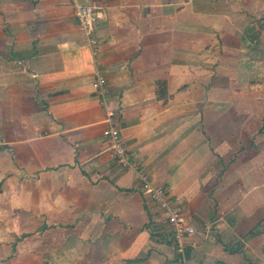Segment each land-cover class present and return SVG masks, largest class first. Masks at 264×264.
Here are the masks:
<instances>
[{"label":"crops","instance_id":"obj_1","mask_svg":"<svg viewBox=\"0 0 264 264\" xmlns=\"http://www.w3.org/2000/svg\"><path fill=\"white\" fill-rule=\"evenodd\" d=\"M80 1L0 0V264H179L140 172L187 264H264V0Z\"/></svg>","mask_w":264,"mask_h":264},{"label":"built area","instance_id":"obj_2","mask_svg":"<svg viewBox=\"0 0 264 264\" xmlns=\"http://www.w3.org/2000/svg\"><path fill=\"white\" fill-rule=\"evenodd\" d=\"M70 1L72 2L78 23L84 28L91 25L93 19L98 17L100 14L99 9L94 5L86 4L80 0ZM90 43L92 45L95 44L92 37H90ZM96 52L97 49L93 48L92 53L96 54ZM105 84V77L99 72H96L93 87L97 94L102 97L103 103H105ZM105 113V122L107 125L102 130V134L108 139L110 144L109 148L115 155L117 162L126 167H130L129 150L120 138V131L115 125V114L108 108L105 109ZM139 179V189L142 194L147 196L157 206V208L164 213L165 220L170 227L171 236L177 245L178 252L180 253L179 264H187V259L184 255L185 244L183 242V238L194 233L195 227L185 217H183L179 206L171 202L170 196L163 185L155 183L145 172H140Z\"/></svg>","mask_w":264,"mask_h":264},{"label":"trees","instance_id":"obj_3","mask_svg":"<svg viewBox=\"0 0 264 264\" xmlns=\"http://www.w3.org/2000/svg\"><path fill=\"white\" fill-rule=\"evenodd\" d=\"M165 95V82L158 81L157 82V96L163 97Z\"/></svg>","mask_w":264,"mask_h":264},{"label":"rangeland","instance_id":"obj_4","mask_svg":"<svg viewBox=\"0 0 264 264\" xmlns=\"http://www.w3.org/2000/svg\"><path fill=\"white\" fill-rule=\"evenodd\" d=\"M1 262V261H0ZM4 264H6V261L5 262H3ZM22 263V262H21ZM20 263V261L18 262V261H16L14 264H21ZM34 264H35V262H33ZM36 263H38V261H36Z\"/></svg>","mask_w":264,"mask_h":264}]
</instances>
